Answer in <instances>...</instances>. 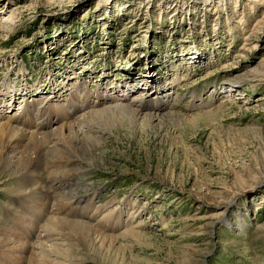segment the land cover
<instances>
[{
	"label": "rangeland",
	"instance_id": "374dc122",
	"mask_svg": "<svg viewBox=\"0 0 264 264\" xmlns=\"http://www.w3.org/2000/svg\"><path fill=\"white\" fill-rule=\"evenodd\" d=\"M263 15L264 0H0V105L79 82L172 95L156 118L105 127L77 180L92 220L139 206V236L109 231L103 264H264ZM6 189L0 221L29 233L34 196Z\"/></svg>",
	"mask_w": 264,
	"mask_h": 264
},
{
	"label": "bare ground",
	"instance_id": "6f19581e",
	"mask_svg": "<svg viewBox=\"0 0 264 264\" xmlns=\"http://www.w3.org/2000/svg\"><path fill=\"white\" fill-rule=\"evenodd\" d=\"M260 62L257 72L264 70V56ZM127 86L116 94L97 88L90 94L82 82L73 87L63 83L49 95L40 96L46 92L42 89L40 97L26 96L30 88L23 87L27 93L23 90L22 105L17 109L10 104L17 97H13V90L12 94L4 91L6 102L0 105V187L7 184V191L34 198L25 201L29 205L24 210L29 233L23 231L25 226H7L0 221L1 264H16L18 259L26 264H103L119 239L109 231L122 225V238L139 236L131 222L139 211L137 204L126 205L123 200L116 212L112 205H103L104 214L97 224L89 211L96 193L85 196L90 184H77L82 171L89 168V157L105 135V127L126 119L135 123L156 118L172 97L168 92L159 93L161 96L150 101L141 96L147 94L146 90H141L129 98ZM222 89L227 93L232 90L229 86ZM79 208L82 212L77 211ZM126 210L132 216L130 222L120 221ZM106 218H119V223L107 224Z\"/></svg>",
	"mask_w": 264,
	"mask_h": 264
}]
</instances>
